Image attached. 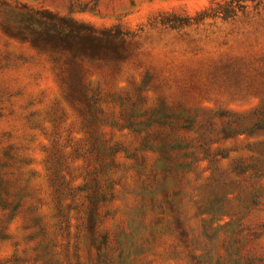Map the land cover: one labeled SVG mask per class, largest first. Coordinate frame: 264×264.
I'll return each mask as SVG.
<instances>
[{"label":"rangeland","instance_id":"374dc122","mask_svg":"<svg viewBox=\"0 0 264 264\" xmlns=\"http://www.w3.org/2000/svg\"><path fill=\"white\" fill-rule=\"evenodd\" d=\"M214 1L0 0V147L11 156L6 177L14 200L19 198L9 238L0 240V264L25 258L22 249L37 225L44 226L52 245L49 264H82V259L86 264L79 250L85 226L88 244L91 239V224L82 220L84 204L64 197L54 174L63 170L74 185L82 182L85 151L76 141L85 135L82 123L94 124L100 133L99 156L108 157L103 145L116 150L114 198L101 230L123 243L128 264H264V143H259L264 131L245 134L264 120V97L224 94L227 84L264 78V22L254 23V8L234 19L208 17L179 29L159 22L170 12L194 17ZM249 5L260 8L264 21V0ZM41 10L110 34L94 36V59L83 62L78 75L103 91L106 81L115 86L113 109L98 104L95 112L74 103L57 71L15 40L17 17L9 12ZM179 31L195 40H183ZM176 46H186L187 54L165 51ZM220 55L230 58L231 70L210 78L223 92L177 87L180 64L188 72L198 69L200 60ZM243 61L255 65L244 72L249 76L237 77L234 66ZM154 72L170 79L164 90L181 100L171 103L174 108L155 96L162 87L150 80ZM207 77L191 74L188 89ZM132 86L141 90L140 100ZM197 102L203 106L193 110ZM256 105L261 110L255 115L242 112ZM229 108L240 112L235 125L225 118ZM157 110L155 119L149 116ZM245 164L252 175L239 172ZM67 212L70 224L64 221ZM139 218L149 233L139 227Z\"/></svg>","mask_w":264,"mask_h":264},{"label":"trees","instance_id":"16d2710c","mask_svg":"<svg viewBox=\"0 0 264 264\" xmlns=\"http://www.w3.org/2000/svg\"><path fill=\"white\" fill-rule=\"evenodd\" d=\"M253 1L255 0H216L212 2L209 7L197 12L194 17L189 14H186L185 17H178L177 13L170 12L168 14V18H163L159 22L160 25L169 26L171 28H174L175 26V28H178V26H190L191 24H196L198 22L203 23L205 18L208 17L224 21L234 19L239 14L247 13L249 8H254V23H263L264 21L260 8H255L257 6L250 7L249 5V2L251 3ZM255 4H259V2ZM9 13L12 15L14 14V16L17 17L15 20V29H18L19 31L15 35V40L21 44H26L29 50L34 51V56H37L38 59L40 57L44 63L51 66L54 72L57 71L55 74L62 80L63 88L67 90L68 96H70V99L74 103L86 104L95 112H98L99 109H101L98 104H101L106 109H113V105L117 99V96L114 94L115 86H112L106 81L103 83V91L100 85L92 87L93 85L91 84L92 82L90 78L87 81H84V78H81V76L78 75L79 70L82 67V63L86 61H93L94 59L92 49L94 43L93 38H95L94 36L97 33L102 34L101 36H110V34H107L104 31L97 32L88 24L78 23L68 17L59 18L55 14L44 10L35 12L12 11ZM249 24L251 26L252 23ZM179 32L178 36L183 40H187V42L195 40L193 36L184 32ZM85 37L86 39H84ZM82 48H84V50H82ZM205 49V47H202V50ZM165 51L168 53L172 52L176 55H184L188 52L186 46H176L170 51ZM252 60L255 61V59ZM228 61H230V58H223L221 55L217 59L211 58L200 60V67L198 69H190L188 72L186 70L189 68H182L183 63L180 64L179 67L184 71L180 70L181 72L175 77L177 78V87L182 88L183 91L191 90L197 93H200L201 91H209L210 88L214 91L217 90L216 92H223L215 85V81L213 80L215 77L210 78V75L216 76L217 74L229 69L230 63H226ZM256 61L258 60L256 59ZM33 65L36 64L33 63ZM254 65L255 64H253L252 61H243L239 67H237V65L234 66L235 72L238 73L237 77L249 76L244 72L249 71V68L252 69ZM79 67L80 69L78 70ZM190 71H193L194 73ZM186 72L187 74H185ZM191 74L198 75V77L202 75H206L208 77L206 81L202 80L192 82L190 85L191 89H188V80ZM151 79L154 84H158L162 87L159 91L154 93L158 99L161 98L163 100L170 101L169 104L171 107H173L171 103L175 104L177 102H181L179 98L172 94L173 92L170 88L168 92L164 90L166 81H170L168 76L164 75V72L152 73L150 75V80ZM144 84L146 87L147 82ZM168 85L170 86V84ZM260 85L261 87L262 85L264 86V78H261L256 82H235L234 84L231 83V86L227 84L226 87H224V94L226 93L225 95L228 96L233 95L238 91H243L242 95L255 96L261 100L264 97V87L260 88V92L257 93V89ZM132 90L136 99L140 100V96H142L140 95L141 90L136 89L134 86H132ZM196 105L198 106L196 108H192L193 110H197L199 109V106H203L199 105L198 102ZM257 105L247 110H243L242 112H248L249 114L252 113L255 115L259 112L257 109H260ZM192 109L188 111L193 112ZM200 109L201 111H204V108ZM206 109V111H210L207 107ZM229 109L230 112L225 114V118L230 120V122L235 125L237 122L236 120H238L235 116H240V112L235 111L233 108ZM157 112L159 111H154L149 114V116H152L155 119L158 114ZM190 115L192 116L191 113ZM196 115L197 114H193V117L195 118ZM214 116L216 117L217 115ZM153 122H155V120H153ZM82 128L84 129L85 135L82 141L76 140L85 151L84 164L82 165V182L78 185H74V177L66 176V174L63 173V170H61L60 174H56L54 172L52 173H54L56 178H58V187L62 188V192L65 195L64 197L69 196L71 199H81V203L84 204L82 220L91 224L89 232L91 239L89 242L90 244H88L87 239L89 236H87L85 226L79 238L81 244L79 250L81 251V255H84L86 264H128L123 243H118L115 235H112L109 232H102L101 230V224L104 222L105 217L108 216V211H110V208H107L109 205L107 203L111 202L114 198L113 177L115 161L113 154L116 150L113 151L114 148L112 147L114 146H112V144L111 146L103 145L102 153L107 151L108 157H106V154L105 156H99L96 151V143L100 141L102 142V140L100 139L101 135L97 131L96 126L94 124L82 123ZM255 131H264L263 119L258 120V122H256L249 131H245L246 133H243L252 135ZM261 142L264 143V140L259 143ZM153 145V143H149L150 148L153 147ZM5 149L6 146L5 148L3 146L0 147V240H7L9 238L7 227L19 205V198L17 197L14 200L16 193L12 194L10 190V178L6 177V172L8 174V166L6 163L8 162V158L11 159V156L8 152L6 153ZM248 171L249 170L246 164L239 170L240 173L252 175L251 172ZM61 184L64 186L62 187ZM64 191H67V194ZM63 205L64 208H68L69 203ZM103 207L104 209L102 211ZM141 209L143 208L140 207L139 210ZM141 214H143V212H141ZM63 216L64 221H66L67 224H70L71 216L68 212L63 214ZM142 217L143 215L141 218ZM141 218H139L140 221L139 224H137L143 231L149 233V227L143 228V220ZM32 234L29 235V239L26 241L29 244H26V246L22 249L24 253H27V255H25V258L20 255L21 260L17 262V264H24L28 260H31L30 264H35L37 262L38 264H49L51 259L50 255H52V245L44 226H35ZM33 236L36 237V240L32 245L30 243V239H34ZM90 252L93 254L89 256ZM81 263L85 264L83 259Z\"/></svg>","mask_w":264,"mask_h":264}]
</instances>
